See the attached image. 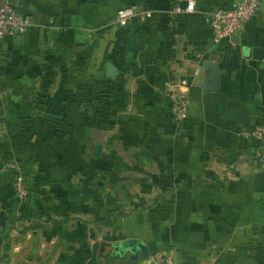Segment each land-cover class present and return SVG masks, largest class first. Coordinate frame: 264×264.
I'll return each mask as SVG.
<instances>
[{
  "label": "crops",
  "instance_id": "crops-1",
  "mask_svg": "<svg viewBox=\"0 0 264 264\" xmlns=\"http://www.w3.org/2000/svg\"><path fill=\"white\" fill-rule=\"evenodd\" d=\"M235 1L9 0L29 24L0 38V264H132L113 251L128 238L134 264H264V0L213 43L210 14ZM128 6L142 18L116 25Z\"/></svg>",
  "mask_w": 264,
  "mask_h": 264
},
{
  "label": "built area",
  "instance_id": "built-area-1",
  "mask_svg": "<svg viewBox=\"0 0 264 264\" xmlns=\"http://www.w3.org/2000/svg\"><path fill=\"white\" fill-rule=\"evenodd\" d=\"M259 8V0H237L228 8H218L209 16L211 39L218 43L222 38H228L233 34H239ZM193 4L186 1L182 10L191 11ZM180 11L179 6L174 7ZM142 18L132 6L120 8L115 12L113 21L118 26H124L130 19ZM29 21L26 15L17 12L9 0H0V38L5 35H19L25 31ZM177 85L186 86V80L180 79L176 84H171L166 92V113L174 121H183L186 117V95L177 89ZM263 133L261 126L254 127L250 137L260 139ZM4 168H13L6 164ZM13 189L18 199L25 198L23 177L16 174L13 179ZM153 264H179L170 253L157 257Z\"/></svg>",
  "mask_w": 264,
  "mask_h": 264
},
{
  "label": "water",
  "instance_id": "water-1",
  "mask_svg": "<svg viewBox=\"0 0 264 264\" xmlns=\"http://www.w3.org/2000/svg\"><path fill=\"white\" fill-rule=\"evenodd\" d=\"M230 40L232 41H237L238 37L236 34H233L230 36ZM260 52L261 50L254 47L251 49V57L253 58H258L260 56ZM203 68H208L209 72L206 76V83L205 85H203V90L204 91H214L217 87V83H218V71L216 69V66L209 62V61H203L202 63ZM116 73V68L114 67V65H112L111 63H106L105 64V72L104 75L107 78H113L114 75ZM2 216L3 214L0 213V223H2ZM113 248L118 252L119 255H121V253L124 250H129L130 252H134L136 249L139 250H143V246L140 243V241H138L135 238H128V239H124L122 241H119L117 243L113 244ZM146 253L142 252L141 254H134L131 255L129 259H122L123 262H128V263H136L137 260L141 259V257L145 258ZM144 264H148V260H145Z\"/></svg>",
  "mask_w": 264,
  "mask_h": 264
},
{
  "label": "flooded vegetation",
  "instance_id": "flooded-vegetation-1",
  "mask_svg": "<svg viewBox=\"0 0 264 264\" xmlns=\"http://www.w3.org/2000/svg\"><path fill=\"white\" fill-rule=\"evenodd\" d=\"M113 251L116 253V254H115L116 256H118L119 258H122V259H124V258H129V256H130L129 250H124V251L121 253V255H119L118 252H117L115 249H113ZM114 252H112V253H114Z\"/></svg>",
  "mask_w": 264,
  "mask_h": 264
},
{
  "label": "trees",
  "instance_id": "trees-1",
  "mask_svg": "<svg viewBox=\"0 0 264 264\" xmlns=\"http://www.w3.org/2000/svg\"><path fill=\"white\" fill-rule=\"evenodd\" d=\"M99 99H101V98H99ZM99 99H97V100H95V101H93V102H94V103H100ZM102 102H103V101H102ZM251 139L254 140V141H259L261 138H260V139H254V138L251 137Z\"/></svg>",
  "mask_w": 264,
  "mask_h": 264
}]
</instances>
